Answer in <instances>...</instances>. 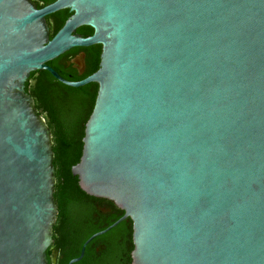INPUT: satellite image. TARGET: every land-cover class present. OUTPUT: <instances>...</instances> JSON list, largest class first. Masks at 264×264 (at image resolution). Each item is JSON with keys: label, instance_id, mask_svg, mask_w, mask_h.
Wrapping results in <instances>:
<instances>
[{"label": "water", "instance_id": "water-1", "mask_svg": "<svg viewBox=\"0 0 264 264\" xmlns=\"http://www.w3.org/2000/svg\"><path fill=\"white\" fill-rule=\"evenodd\" d=\"M64 8L49 38L45 16ZM94 44L79 81L47 65ZM36 70L97 84L71 172L131 219L132 264H264V0H0V264H47L54 241L52 134L25 91Z\"/></svg>", "mask_w": 264, "mask_h": 264}, {"label": "trees", "instance_id": "trees-1", "mask_svg": "<svg viewBox=\"0 0 264 264\" xmlns=\"http://www.w3.org/2000/svg\"><path fill=\"white\" fill-rule=\"evenodd\" d=\"M25 91L33 97L35 107L49 126L53 140L54 199L58 214L53 226L54 242L46 251L47 264H68L69 260L79 255L83 242L91 232L85 224L80 226L78 223L86 219L89 213L82 209L76 199L79 194H88L80 189L78 177L72 174L71 167L79 162L82 154L84 127L93 108L97 84L90 82L72 87L56 80L48 72L36 70L30 73ZM90 243L86 245L83 257L73 264H93L87 258ZM52 249L57 250L55 262L51 258Z\"/></svg>", "mask_w": 264, "mask_h": 264}, {"label": "flooded vegetation", "instance_id": "flooded-vegetation-1", "mask_svg": "<svg viewBox=\"0 0 264 264\" xmlns=\"http://www.w3.org/2000/svg\"><path fill=\"white\" fill-rule=\"evenodd\" d=\"M30 1L36 8L41 9L55 0ZM72 15L73 12L68 8L47 14L45 20L49 30V38H52ZM72 33L81 37H89L93 34V28L88 25H80ZM100 53V44L73 46L56 58L48 61L47 65L57 71L65 80L79 81L97 69ZM42 71L48 72L46 70ZM76 201L83 210L89 213L88 217L82 222L78 221L81 224L80 226L85 224L91 230L87 235V239L94 233L106 229L102 234L95 236L88 242L92 243L89 244L87 258L93 264H132L131 252L133 250V241L131 219L125 217L120 220L124 214L123 210L112 200L104 197L79 194ZM51 258L53 262L56 261L57 250L52 249Z\"/></svg>", "mask_w": 264, "mask_h": 264}]
</instances>
